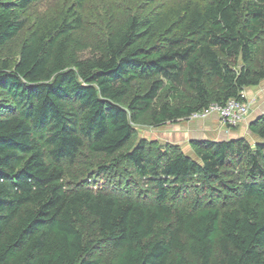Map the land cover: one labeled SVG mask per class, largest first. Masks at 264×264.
<instances>
[{
    "label": "trees",
    "instance_id": "obj_1",
    "mask_svg": "<svg viewBox=\"0 0 264 264\" xmlns=\"http://www.w3.org/2000/svg\"><path fill=\"white\" fill-rule=\"evenodd\" d=\"M38 1L0 0V48ZM82 3L37 19L15 62L0 61V264H190L186 252L196 264H264V115L248 127L254 146L198 139L192 156L141 140L119 153L143 117L152 128L187 120L264 81V0L142 11L92 54L74 37ZM82 149L119 153L153 197L68 188L63 163ZM238 167L230 208L169 202L190 179L205 187Z\"/></svg>",
    "mask_w": 264,
    "mask_h": 264
},
{
    "label": "rangeland",
    "instance_id": "obj_2",
    "mask_svg": "<svg viewBox=\"0 0 264 264\" xmlns=\"http://www.w3.org/2000/svg\"><path fill=\"white\" fill-rule=\"evenodd\" d=\"M179 0H83L80 7H76L82 17V26L74 32V37L84 43L87 49L83 54H92L102 49L108 35L114 31L126 18L133 14H141L142 11L161 10L172 6ZM78 0H39L26 11L27 24L24 29L12 40L0 48V61L15 62L23 39L40 17H55L63 8L76 6ZM245 94L252 97L254 104L248 110L245 119L234 128L222 124L217 113H211L203 118H190L173 123H167L159 128L150 127L147 118L143 117L134 126L135 130L130 142L119 152L130 151L139 141L147 143L148 150L154 153L167 147L166 144L178 146L186 155H192L190 141L198 139L224 140L230 136L246 140L250 146L261 142L257 136L249 132V125L260 116L264 115V81L258 86L247 88ZM249 92V93H248ZM1 94V93H0ZM9 114H7L8 116ZM6 116L1 113L0 117ZM175 143V144H174ZM168 146V145H167ZM161 152V151H160ZM119 153L104 156L89 153L82 149L73 164L64 162V182L68 188H90L113 192L117 196H136L140 200H150L153 197L152 184L140 179L134 173L133 167L128 162L120 161ZM222 174L220 183L214 182L209 186L201 187L197 177L188 181V187L181 194L169 202L180 204L188 209L197 208V204H205L214 201L219 208L228 209L235 200L236 178L242 167L234 169L226 168ZM231 172V174H230ZM245 176V173L243 174ZM92 180L91 183H88ZM96 181V182H95ZM90 184V186H89ZM86 231L94 233L96 219L88 216ZM216 252V250H215ZM190 264H196V260L185 253ZM111 257V253H107Z\"/></svg>",
    "mask_w": 264,
    "mask_h": 264
},
{
    "label": "built area",
    "instance_id": "obj_3",
    "mask_svg": "<svg viewBox=\"0 0 264 264\" xmlns=\"http://www.w3.org/2000/svg\"><path fill=\"white\" fill-rule=\"evenodd\" d=\"M253 104L254 100L248 99L243 90L239 94L238 99H231L224 106L211 105L208 109L192 115L191 118H205L211 113H217L222 124L229 128H234L245 119L249 112L248 110Z\"/></svg>",
    "mask_w": 264,
    "mask_h": 264
},
{
    "label": "crops",
    "instance_id": "obj_4",
    "mask_svg": "<svg viewBox=\"0 0 264 264\" xmlns=\"http://www.w3.org/2000/svg\"><path fill=\"white\" fill-rule=\"evenodd\" d=\"M249 93V92H248ZM246 97L248 98V99H251L252 97H250V96H248V95H246ZM242 136V135H241ZM241 136H238V137H233V136H230V138H228V139H224V140H235V139H242V137ZM202 140V139H201ZM218 141H222V140H218ZM175 144V143H174Z\"/></svg>",
    "mask_w": 264,
    "mask_h": 264
}]
</instances>
